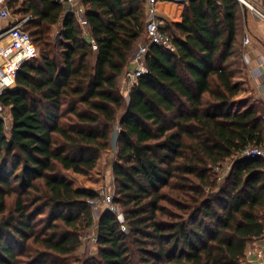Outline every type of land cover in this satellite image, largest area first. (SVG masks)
I'll use <instances>...</instances> for the list:
<instances>
[{"label":"trees","instance_id":"trees-1","mask_svg":"<svg viewBox=\"0 0 264 264\" xmlns=\"http://www.w3.org/2000/svg\"><path fill=\"white\" fill-rule=\"evenodd\" d=\"M38 55L0 96V264H71L90 201L64 173L89 175L116 149L115 197L82 264H243L264 236V145L242 61L238 0H191L151 45L127 98L120 78L145 37L146 0H81L86 34L59 0H4ZM96 46V50L92 48ZM7 133V134H6ZM113 141L115 145L113 146ZM231 166L220 184L218 171Z\"/></svg>","mask_w":264,"mask_h":264},{"label":"built area","instance_id":"built-area-1","mask_svg":"<svg viewBox=\"0 0 264 264\" xmlns=\"http://www.w3.org/2000/svg\"><path fill=\"white\" fill-rule=\"evenodd\" d=\"M72 1L73 0H59V2ZM189 1L191 0H146V43H142L138 46L130 62L132 64V69L127 71L124 75L123 85L120 88L125 98H127L130 90L136 85L138 79L147 74L145 58L149 46L155 45L171 52L174 50L171 37L161 29L164 21L159 17L158 5L161 3L186 5ZM246 6L253 11L255 15L264 20L263 14L247 3ZM30 20V17H25L23 20L14 23L0 32V96L6 90H10L21 65L29 60L35 59L38 55L37 48L29 33L22 29V26ZM78 21L86 34L85 20L81 17ZM244 42L248 44L249 40L245 38ZM92 48L96 50L95 45H92ZM0 119L4 122L8 121V116L5 115V109L1 105ZM262 119L264 120V113ZM241 155L245 158L260 159L264 163V145L247 147L242 151ZM102 202L108 206V211L115 215L121 230L125 232L126 227L124 225L123 215L121 213L115 214L116 210L113 206V198L106 196L105 200ZM89 203L93 205L95 202L90 201ZM243 264H264V245H252V247L246 251Z\"/></svg>","mask_w":264,"mask_h":264},{"label":"crops","instance_id":"crops-1","mask_svg":"<svg viewBox=\"0 0 264 264\" xmlns=\"http://www.w3.org/2000/svg\"><path fill=\"white\" fill-rule=\"evenodd\" d=\"M243 1L264 15V0ZM3 2L4 0H0V5ZM184 6L185 5L181 4L161 3L158 5L159 17L164 23L180 22ZM242 7L243 8L240 9L242 61L247 70V79L251 88V96L244 101L241 106L233 107L232 112L236 113L244 110L250 105L256 104L264 113V20L255 15L247 6L245 7L242 5ZM19 21L21 20L18 15H14L6 8L0 6V32ZM245 38L249 40L248 44H245ZM131 69L132 64L130 63L128 69L120 78V87L124 75ZM14 87L10 88V90L14 89ZM253 245H264V240L261 239L253 243Z\"/></svg>","mask_w":264,"mask_h":264},{"label":"rangeland","instance_id":"rangeland-1","mask_svg":"<svg viewBox=\"0 0 264 264\" xmlns=\"http://www.w3.org/2000/svg\"><path fill=\"white\" fill-rule=\"evenodd\" d=\"M81 0H73L72 2H65L64 4L69 7H73L77 20L83 17L82 8L80 5ZM62 3V2H61ZM1 7H5V2H3ZM81 10V11H79ZM79 23V21H78ZM167 23H163L162 26H165ZM141 43H146V39ZM124 81V79H123ZM123 83V82H122ZM121 83V86L123 85ZM15 86V81L11 88ZM5 115L9 117L8 109H5ZM8 124V121L6 122ZM7 134V133H6ZM115 142L113 141V146ZM115 147V146H114ZM111 148L110 150L101 154L98 159L95 169L87 176L80 174H75L72 172H65L64 176L67 181L70 182L72 187L77 190L90 189L97 194V198L94 200V204L90 205L91 213L93 218V223L89 227H84L80 231V245L74 255V262L71 264H82L87 260H96L98 259V245H97V221L102 212L108 210V206L102 201L105 200L106 196H110L114 199L115 197V186H114V177L112 173L113 164L116 160V149ZM231 166V160L227 161L221 170L218 171L220 178V184L224 182V178L229 172ZM116 213L121 212L118 205L113 203Z\"/></svg>","mask_w":264,"mask_h":264},{"label":"water","instance_id":"water-1","mask_svg":"<svg viewBox=\"0 0 264 264\" xmlns=\"http://www.w3.org/2000/svg\"><path fill=\"white\" fill-rule=\"evenodd\" d=\"M239 1L242 3L243 6L246 7V3L243 0H239Z\"/></svg>","mask_w":264,"mask_h":264}]
</instances>
